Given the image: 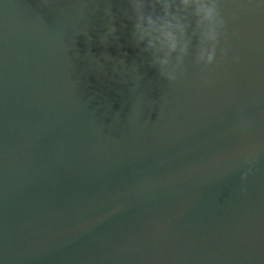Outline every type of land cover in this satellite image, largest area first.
I'll list each match as a JSON object with an SVG mask.
<instances>
[{"label":"water","instance_id":"water-1","mask_svg":"<svg viewBox=\"0 0 264 264\" xmlns=\"http://www.w3.org/2000/svg\"><path fill=\"white\" fill-rule=\"evenodd\" d=\"M217 6L169 81L130 0H0V264H264V2Z\"/></svg>","mask_w":264,"mask_h":264},{"label":"clouds","instance_id":"clouds-1","mask_svg":"<svg viewBox=\"0 0 264 264\" xmlns=\"http://www.w3.org/2000/svg\"><path fill=\"white\" fill-rule=\"evenodd\" d=\"M130 3L136 18L134 36L138 43H144L143 51L152 56L160 76L174 81L182 69L188 54L190 21L195 22L199 38L195 62L205 66L214 63L225 26L218 0H151L147 7L159 6L158 13L145 11V0H130Z\"/></svg>","mask_w":264,"mask_h":264}]
</instances>
